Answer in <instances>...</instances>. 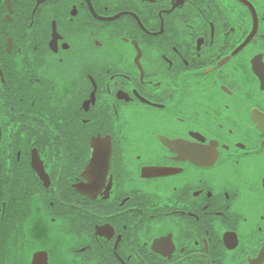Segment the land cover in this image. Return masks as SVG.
<instances>
[{
  "label": "flooded vegetation",
  "instance_id": "flooded-vegetation-1",
  "mask_svg": "<svg viewBox=\"0 0 264 264\" xmlns=\"http://www.w3.org/2000/svg\"><path fill=\"white\" fill-rule=\"evenodd\" d=\"M261 116L264 0H0V264H264Z\"/></svg>",
  "mask_w": 264,
  "mask_h": 264
},
{
  "label": "snow or ice",
  "instance_id": "snow-or-ice-1",
  "mask_svg": "<svg viewBox=\"0 0 264 264\" xmlns=\"http://www.w3.org/2000/svg\"><path fill=\"white\" fill-rule=\"evenodd\" d=\"M57 39H63V37H58L56 35L55 25H53V34L51 36V42L53 43L54 41L55 47H57L56 44ZM113 79H115V77H113ZM105 86L109 95H111L113 93L112 85L106 84ZM157 87H159V84H157ZM85 102L82 104V107L87 109L89 102L87 101V106H85ZM91 102L94 103L95 101L93 100ZM33 104H35V100H33ZM119 115L120 113L119 111H117L116 116L119 117ZM82 122L85 124L92 123L91 119L87 116L83 118ZM179 122L183 123V119L181 118ZM259 123L260 125L264 126V116L260 117ZM176 141H179V143H176L172 147L166 144L167 147L170 148L172 151L171 153L166 151L164 154H162L164 159H172L174 157H179V158L187 157L195 160H205L211 157L212 154L211 149L213 147L212 145H207L206 143H202L200 142V140H194L192 137L181 138V139H177ZM92 147L95 149L94 152L95 161L93 159L94 158V154H93L92 163L89 164L88 174L85 176L88 177L90 184H96L97 186H99L97 182H102L104 176L103 164L105 157V143L103 140H99L95 145L92 144ZM137 158H139V154H137ZM236 163L239 164V161L237 160ZM37 164L39 165V169H41L42 164L39 159H37Z\"/></svg>",
  "mask_w": 264,
  "mask_h": 264
}]
</instances>
